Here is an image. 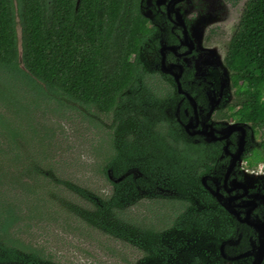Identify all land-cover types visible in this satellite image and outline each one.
<instances>
[{"label": "trees", "instance_id": "16d2710c", "mask_svg": "<svg viewBox=\"0 0 264 264\" xmlns=\"http://www.w3.org/2000/svg\"><path fill=\"white\" fill-rule=\"evenodd\" d=\"M140 2L0 0V104L9 114L0 112V264H57L43 241L32 240L34 228L49 222L63 229L74 223L88 236L89 228L97 229L147 249L155 232L140 221L148 219L144 214L130 215V207L140 199L162 200L171 213L164 214L171 226L166 232L173 231L178 177L207 173L204 164L216 146L193 144L178 127L153 117L160 115L161 102L139 63L148 35ZM225 62L239 107L231 109V120L256 123L254 134L263 137L261 147L244 157L255 169L264 164V0L246 3ZM152 101L158 106L148 111ZM54 109L79 112L90 124L112 113L126 120L115 126L112 142L92 149L102 158L94 175L110 184L109 193L94 186L92 176L78 182L59 169L50 153L57 148L53 130L39 120ZM129 132L139 139L131 141ZM161 153L171 159L162 173ZM179 153L186 167L180 170ZM164 183L168 192L156 190ZM198 197L207 206L210 196ZM195 213L193 219H209L205 209Z\"/></svg>", "mask_w": 264, "mask_h": 264}, {"label": "flooded vegetation", "instance_id": "af4514ba", "mask_svg": "<svg viewBox=\"0 0 264 264\" xmlns=\"http://www.w3.org/2000/svg\"><path fill=\"white\" fill-rule=\"evenodd\" d=\"M247 2H140L148 35L139 53V63L147 72L150 91H156L158 102H161L160 115L154 114L153 117L178 127L186 135V140L193 144L215 145L218 149L207 157L204 165L209 168L206 174L191 179L178 177V227L166 232L171 226H166L167 222L161 220H155L151 227L147 226L155 233L150 248L148 243L147 249L145 246L142 248L145 257L141 264H264V178L246 182L241 172L242 169L250 170L244 157L261 147L263 137L260 131L254 134L256 123L252 125L251 122L231 120V109L237 111L239 107L231 71L225 62L228 44ZM240 4L242 9L234 23V9ZM158 102H149L148 111L158 106ZM190 122L192 136L186 133L184 127ZM235 124L242 128L230 130V126ZM206 133L223 139L207 142L210 137ZM240 146L244 149V164H236L233 173L226 177L232 156ZM178 156V170L186 168L182 163V154ZM170 160L167 155L160 158V173ZM260 165L251 170L264 174V167ZM204 176L217 178V183L209 180L207 183L211 188L218 189L234 214L205 189L201 182ZM234 178L244 182L245 188L233 185ZM169 186L164 183L156 190L168 192ZM200 192L210 196L207 206L201 205ZM232 197L233 200L227 201ZM187 200L191 205L183 203ZM201 208L209 213V219H193L191 215ZM184 209L185 216L182 215ZM200 227H205V230L199 232Z\"/></svg>", "mask_w": 264, "mask_h": 264}, {"label": "rangeland", "instance_id": "374dc122", "mask_svg": "<svg viewBox=\"0 0 264 264\" xmlns=\"http://www.w3.org/2000/svg\"><path fill=\"white\" fill-rule=\"evenodd\" d=\"M241 9L242 4L234 9V23L237 21ZM19 30V26H17V32ZM0 112L9 115L1 104ZM255 114L258 117L256 112ZM99 117L98 123L90 124L79 112L70 109H54L44 116L42 115L39 120L42 125L53 130L57 148L54 149L52 146L50 153L56 158V163L59 161V169L62 170L65 177L80 182L88 179L86 177L92 176L94 186L109 193L110 184L94 175L93 166L99 160L102 161V158L92 149L98 148L100 143L104 146L105 142L111 141L115 126L117 127L121 121L125 122L126 120H119L113 113ZM251 123L253 125V122ZM128 135L131 141L139 139L132 132H129ZM260 166L264 167V164ZM168 210L162 200L140 199V203L130 207L128 213L137 216L144 214L148 219H140V221L151 227L155 224V220L165 222L167 219L163 220L164 214L167 213L166 216H171ZM149 218L153 220H149ZM73 224L63 229L54 225L53 222L43 223L42 228H34L32 240L34 243L36 241V244L43 241L47 249L53 251V257H55L53 263L57 262V264H141L143 262L145 250L141 249L142 247H136L126 238L112 239L111 235L91 228L87 232L92 235H83L77 231L78 229ZM131 227L132 225L125 228L130 231Z\"/></svg>", "mask_w": 264, "mask_h": 264}, {"label": "water", "instance_id": "95a60500", "mask_svg": "<svg viewBox=\"0 0 264 264\" xmlns=\"http://www.w3.org/2000/svg\"><path fill=\"white\" fill-rule=\"evenodd\" d=\"M79 1V0H78ZM17 26H19L18 24H17ZM17 26H16V32H17ZM19 29H20V26H19ZM17 37H18V47H19V55H20V62H21V29L19 30V32H17ZM212 112V109H211V111L208 113L209 115H210V113ZM237 124H235V125H231L230 127H231V129L230 130H232V128H236L237 126H236ZM185 127V131H186V133L189 135V136H192L194 133H191L190 131H189V129L191 128V122L188 124V125H186V126H184ZM237 128H239V127H237ZM240 128H242V126H240ZM239 128V129H240ZM210 138H208V139H206L207 140V142H211V141H216V140H221V139H223V137L222 138H218V137H215V136H212V134L213 133H206ZM243 145V144H242ZM243 152H244V149H243V147L242 146H240V148L237 150V152L232 156V159H231V164H230V167H229V170L227 171V174L225 175L226 177H229L232 173H233V170H234V167L236 166V164L238 165V166H242L243 164H244V161H243V159H242V154H243ZM242 174L244 175V177H245V179H246V182H248L249 180H256V179H260V178H264V174H262V173H258V172H256V171H252V170H246V169H242ZM124 176H122V177H120L119 179H117L116 181H120L122 178H123ZM112 178V177H111ZM216 179L217 178H215L214 176L213 177H207V176H204V177H202V180H201V182H202V184H203V186L205 187V189H207L208 191H209V193L213 196V197H215L216 198V200L226 209V210H228V212H230L231 214H234L233 213V211H231L230 210V208L227 206L228 204H226L225 202H224V198L222 197V196H220V194L218 193V189L216 188V189H213V188H211L209 185H208V183H207V181L209 180V181H211V182H214V183H217V181H216ZM216 181V182H215ZM232 184L233 185H235V186H238V187H244L245 186V184H244V182H240V181H238V180H236V178H234L233 180H232ZM245 188V187H244ZM229 192L231 191V190H228ZM234 198L232 197V198H228L227 199V201H231V200H233Z\"/></svg>", "mask_w": 264, "mask_h": 264}, {"label": "clouds", "instance_id": "9594fccd", "mask_svg": "<svg viewBox=\"0 0 264 264\" xmlns=\"http://www.w3.org/2000/svg\"><path fill=\"white\" fill-rule=\"evenodd\" d=\"M246 170H249V169H246ZM251 170V169H250Z\"/></svg>", "mask_w": 264, "mask_h": 264}]
</instances>
